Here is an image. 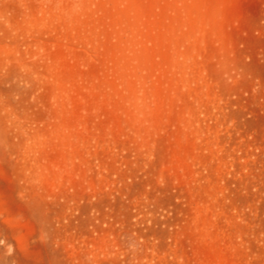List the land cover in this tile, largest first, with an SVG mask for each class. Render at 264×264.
I'll list each match as a JSON object with an SVG mask.
<instances>
[{"label": "rangeland", "instance_id": "rangeland-1", "mask_svg": "<svg viewBox=\"0 0 264 264\" xmlns=\"http://www.w3.org/2000/svg\"><path fill=\"white\" fill-rule=\"evenodd\" d=\"M0 264H264V0H0Z\"/></svg>", "mask_w": 264, "mask_h": 264}]
</instances>
